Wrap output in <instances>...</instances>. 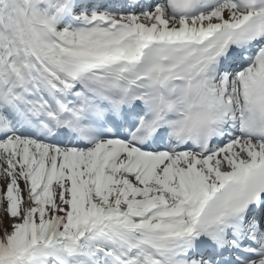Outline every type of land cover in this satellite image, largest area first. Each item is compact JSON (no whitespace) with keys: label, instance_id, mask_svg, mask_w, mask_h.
Listing matches in <instances>:
<instances>
[{"label":"snow or ice","instance_id":"obj_1","mask_svg":"<svg viewBox=\"0 0 264 264\" xmlns=\"http://www.w3.org/2000/svg\"><path fill=\"white\" fill-rule=\"evenodd\" d=\"M0 264H264V0H0Z\"/></svg>","mask_w":264,"mask_h":264}]
</instances>
